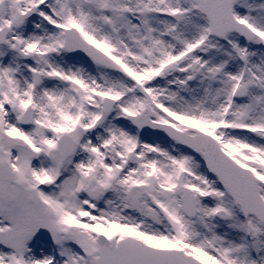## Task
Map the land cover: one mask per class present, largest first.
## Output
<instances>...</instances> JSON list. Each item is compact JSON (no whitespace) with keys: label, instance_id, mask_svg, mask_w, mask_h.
Segmentation results:
<instances>
[{"label":"snow or ice","instance_id":"snow-or-ice-1","mask_svg":"<svg viewBox=\"0 0 264 264\" xmlns=\"http://www.w3.org/2000/svg\"><path fill=\"white\" fill-rule=\"evenodd\" d=\"M0 264H264V0H0Z\"/></svg>","mask_w":264,"mask_h":264}]
</instances>
